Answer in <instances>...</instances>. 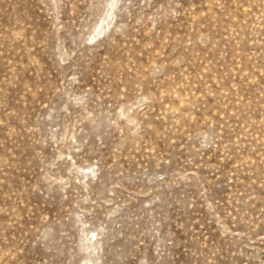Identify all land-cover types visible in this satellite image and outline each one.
<instances>
[{
  "label": "rangeland",
  "instance_id": "obj_1",
  "mask_svg": "<svg viewBox=\"0 0 264 264\" xmlns=\"http://www.w3.org/2000/svg\"><path fill=\"white\" fill-rule=\"evenodd\" d=\"M0 264H264V0H0Z\"/></svg>",
  "mask_w": 264,
  "mask_h": 264
}]
</instances>
